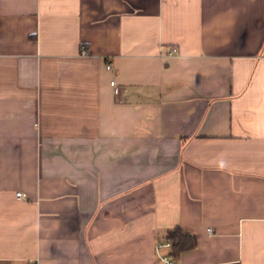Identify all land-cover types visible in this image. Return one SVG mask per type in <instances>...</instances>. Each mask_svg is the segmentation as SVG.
Here are the masks:
<instances>
[{"label": "crops", "instance_id": "obj_1", "mask_svg": "<svg viewBox=\"0 0 264 264\" xmlns=\"http://www.w3.org/2000/svg\"><path fill=\"white\" fill-rule=\"evenodd\" d=\"M167 258L264 264V0H0V264Z\"/></svg>", "mask_w": 264, "mask_h": 264}, {"label": "trees", "instance_id": "obj_2", "mask_svg": "<svg viewBox=\"0 0 264 264\" xmlns=\"http://www.w3.org/2000/svg\"><path fill=\"white\" fill-rule=\"evenodd\" d=\"M166 243L170 244V248H172V255L175 257H178L182 253L197 247V239L193 235L184 233L179 228L169 231Z\"/></svg>", "mask_w": 264, "mask_h": 264}, {"label": "built area", "instance_id": "obj_3", "mask_svg": "<svg viewBox=\"0 0 264 264\" xmlns=\"http://www.w3.org/2000/svg\"><path fill=\"white\" fill-rule=\"evenodd\" d=\"M177 49H174V51H176ZM108 69L110 70L111 69V66H108ZM112 86L115 90V93L116 94H119L120 93V89L119 87L117 86V84L115 83V81L112 82ZM17 198L20 199V200H26L27 199V195L25 193H17ZM209 232H212V230H208ZM165 246L167 247H170V244L169 243H166ZM164 262L165 264H174V262L171 260V259H164Z\"/></svg>", "mask_w": 264, "mask_h": 264}]
</instances>
